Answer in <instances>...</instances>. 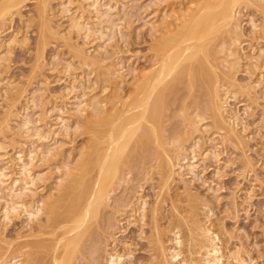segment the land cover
Wrapping results in <instances>:
<instances>
[{"label": "rangeland", "instance_id": "374dc122", "mask_svg": "<svg viewBox=\"0 0 264 264\" xmlns=\"http://www.w3.org/2000/svg\"><path fill=\"white\" fill-rule=\"evenodd\" d=\"M201 2L0 0L8 10L0 15V264H53L40 252L54 241L58 213L49 206L93 152L92 127L106 129L157 66L161 39ZM241 2L235 21L206 38L209 57L171 84L158 140L130 150L72 264L116 255L122 264H165L159 240L167 250L178 230L187 238L178 261L202 259L188 239L201 216L221 264L244 255L264 264V0Z\"/></svg>", "mask_w": 264, "mask_h": 264}, {"label": "bare ground", "instance_id": "6f19581e", "mask_svg": "<svg viewBox=\"0 0 264 264\" xmlns=\"http://www.w3.org/2000/svg\"><path fill=\"white\" fill-rule=\"evenodd\" d=\"M239 1L241 2V0H202L200 7L197 9L196 13H194L191 16L190 20L186 21V19L185 20L183 19L181 22L182 24L180 26L178 25L175 32H172L168 36L161 39V41L157 45V51L159 54L158 63L156 62L157 66L154 67L151 72L144 74L139 79L136 87H134V91L129 97V100L127 99V103L125 104V106L122 107L120 110L116 111L113 115L111 114L112 116L109 115V117H107L106 129H97L96 127L95 128L92 127L93 133H92L91 139L93 142V149H92L93 152L89 155L86 153L88 157H86L85 159H82V162H80L81 164L79 163L80 166H79V172L77 173L78 175L74 176L69 181L67 180L68 184H66V186L64 185L65 186L64 190L62 191L60 195H58L59 197L56 203H54L53 205L50 204L49 206L50 212L52 213L57 212L58 214H57V217L53 220L52 225H51L52 221L50 222V225H51L50 229H52V237L54 241L53 242L49 241L47 242V244L43 243V245L41 246L39 245L43 251H40L39 249H37L41 253L44 252L45 256L43 257L46 258L47 256H51L53 264H72L73 263V259L76 254V251L79 249V246L82 243V239L84 238L88 230L86 228L83 231V229L88 225V222L98 214L100 208L106 201V198L110 191L109 184L111 183L112 179L115 178V175L117 174L119 170V167L126 163L127 157L129 156V152L133 151L135 146L136 147L145 146V143H146L145 141L149 137H152L158 140L157 133H158L159 123L157 122V119H159V116H158L160 114L159 110L162 109L160 107L163 106L164 104L163 103V101L165 100L164 98L166 94L168 93V91H170L169 89L171 88V84H173L175 81H179L182 73L185 71V68L187 66H190L191 68L193 61L194 60L196 61V59L199 58V56H203V57L208 56V51L210 48H208L209 42L207 41L206 38H210L209 36L213 34H214L213 36H215V33L217 31H219L220 29L227 28L233 22V20L235 19L234 17L236 16V15L234 16V14L237 13L236 9H237V4ZM196 5L198 6L199 4H196ZM1 9L3 10L4 7ZM8 9L10 10V8ZM3 12L1 11L0 15H2ZM230 31H229V34H231ZM230 39H232V37ZM225 44L226 43H224V46ZM186 62L187 63L189 62V63L185 64ZM201 67L203 68V66ZM190 68H189V71L191 70ZM204 75L206 76V74ZM215 77L213 79H215ZM207 96L208 98H210V95H207ZM212 96L214 99V94H212ZM216 100L218 101V99ZM219 107H221V105ZM209 109L211 111V108ZM218 116L220 117V115ZM92 122H94V120H92ZM97 122L99 124L102 123L99 121ZM95 124H96V121L95 123H93V126ZM103 124L105 126V123ZM148 142H151V141H149L148 139ZM167 158H169V156ZM169 162H171V160ZM164 171L166 172V170ZM167 179H169L168 176H167ZM67 202L68 204L65 205V203ZM201 213H202V210L200 214ZM185 217H186V214H185ZM199 217L196 216V218H199ZM201 217L199 219H194L193 222L190 224L191 226L190 227L188 226L189 236L191 238V239L190 238L188 239L191 240V242L193 241L197 243L195 246H198L197 247V249L199 248L198 250L200 249L203 250V253L201 252V254H204V257H202L203 256L202 255L201 256L202 259L198 258V260L196 259L194 260V258L195 257L197 258V256L193 254L195 257H191V259L189 260L188 259L183 260L182 262L178 261L179 259L178 257L183 254V251L181 250L183 248H180V250L182 251V254H181L179 249L176 250V247L177 246L181 247L180 244H181V241L183 242V240H179V239L184 238V237L179 238L180 236L179 233L181 231L178 232L179 231L178 230L173 233L171 232L173 234V240L172 241H170L169 239L168 240L170 241V243L173 242L172 243L173 246H169L167 250L164 247L165 244L163 245V241L159 240V248L162 253L161 255H163L165 264H169V261L172 263L175 262L176 264H180V263L189 264V262L190 264H221L223 254H221V250H220L221 248H219V245L217 244L215 240L216 236L215 237L213 236L214 233L211 231V229L208 226H204L203 223L205 222H202L204 220V216H201ZM189 221L190 219L188 220V222ZM186 227L187 225L185 226V228ZM186 232L188 233V230ZM165 233H168V232H165ZM171 233L169 232V234ZM186 239L184 240V242H186ZM168 243L169 242H167V245ZM189 244L186 243V245H189ZM195 246L193 247L191 246V249L194 248ZM93 247H91L90 250H92ZM194 249L197 250L196 247ZM193 250H191V252ZM195 250L193 251V253L194 252L196 253ZM94 252L95 251H93L92 253ZM199 252L197 253V255L199 254ZM188 254L190 255V253ZM117 256L118 255L110 256L109 264H122L121 257H117ZM240 257L241 258H236L233 256V259H234L233 264H246V263L250 264L249 262L251 260L249 261L247 259L249 261L247 262L244 259L245 255L244 257L243 256H240ZM171 260H173L174 262ZM226 264H229V263H226Z\"/></svg>", "mask_w": 264, "mask_h": 264}]
</instances>
